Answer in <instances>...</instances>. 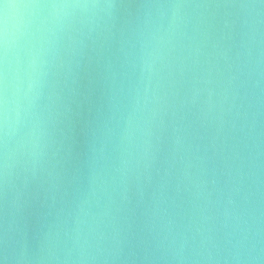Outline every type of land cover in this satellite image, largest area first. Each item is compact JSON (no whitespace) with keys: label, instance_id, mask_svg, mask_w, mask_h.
Segmentation results:
<instances>
[{"label":"clouds","instance_id":"obj_1","mask_svg":"<svg viewBox=\"0 0 264 264\" xmlns=\"http://www.w3.org/2000/svg\"><path fill=\"white\" fill-rule=\"evenodd\" d=\"M0 264H264V0H0Z\"/></svg>","mask_w":264,"mask_h":264},{"label":"water","instance_id":"obj_2","mask_svg":"<svg viewBox=\"0 0 264 264\" xmlns=\"http://www.w3.org/2000/svg\"><path fill=\"white\" fill-rule=\"evenodd\" d=\"M79 106L73 104L74 112L59 125L58 138L63 147L75 158L85 150L90 136L89 121L95 115L96 107L100 103L98 96H92L89 100L79 98Z\"/></svg>","mask_w":264,"mask_h":264}]
</instances>
